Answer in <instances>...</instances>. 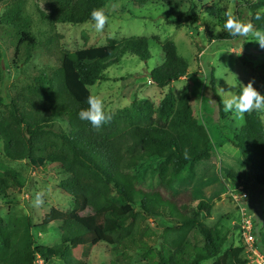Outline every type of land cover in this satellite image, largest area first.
Listing matches in <instances>:
<instances>
[{"label": "trees", "instance_id": "trees-1", "mask_svg": "<svg viewBox=\"0 0 264 264\" xmlns=\"http://www.w3.org/2000/svg\"><path fill=\"white\" fill-rule=\"evenodd\" d=\"M4 1L0 0V4ZM116 1L47 0L44 7L37 5V10L41 20L54 28L58 23L90 21L93 9L103 8L107 13L109 3ZM123 1L140 9L148 4L159 5L167 23L186 24L197 42L196 24L201 19L197 1ZM26 3L27 0H14L0 17V26H5L15 39V56L20 63L30 62L39 46ZM261 10H264V0H251L236 13L240 19L248 13V23L253 24L254 29H264V11ZM257 11H261L260 20L254 18ZM205 12L218 18L221 10L207 6ZM149 44L147 37L130 36L121 40L110 38L105 44L75 51L59 47L58 66L39 70L33 82L18 89L10 101L3 95L0 75L3 154L13 160L26 161L35 169L48 165L57 167L67 175L58 186L74 201L70 210L52 207L41 224L29 223L32 230L36 227L42 233L48 232L51 223L58 224L61 241L53 246H36L34 240L27 239V233L10 229L0 218V264L49 263L53 259L60 264H88L93 246H105L123 257L128 255V250L141 249L151 264H202L210 259H214L212 264H248L246 247L234 246L223 251L228 233L220 224L210 226L204 220L203 213L206 216L212 213V201L200 198L197 205H193L194 200L185 194L171 196L168 193L183 172L189 170L193 175L196 164L213 159L217 151L207 126L195 115L190 86L186 85L180 93L172 86L189 75V63L180 55L173 40L161 45L164 60L148 73L152 84L168 87L158 105L150 97H135L131 124L120 133L117 132L118 117L113 112H108L112 119L100 129L78 118L80 110L88 107L87 98L93 95L91 87L106 79L105 70L126 55L148 61L152 58ZM56 45L60 46L58 42ZM3 58L0 43V61ZM193 74L200 75V72ZM207 82L224 119L226 113L214 70ZM60 121L66 122L67 127L57 125ZM228 140L249 162L252 179L264 184V121L260 114L246 115L245 123L234 127ZM153 157L160 160L161 187L146 191L138 186V175L131 170ZM222 170L235 188L242 183L241 176L234 170L227 167ZM6 173L7 177L0 180V201L11 203L9 178L18 185L20 182L11 170ZM147 216L163 218L169 223L157 248L151 247L144 238L141 223ZM255 234L263 246L264 229ZM191 236L193 239L189 240ZM200 237L203 244L199 242ZM80 246L85 250L76 258L74 249ZM122 262L126 263L114 260L109 264Z\"/></svg>", "mask_w": 264, "mask_h": 264}, {"label": "rangeland", "instance_id": "rangeland-1", "mask_svg": "<svg viewBox=\"0 0 264 264\" xmlns=\"http://www.w3.org/2000/svg\"><path fill=\"white\" fill-rule=\"evenodd\" d=\"M13 1L6 0L0 4V17ZM46 1L27 0L26 3L27 13L34 22L33 32L39 41L30 62L20 63L17 60L15 39L5 26H0V43L4 54L0 61V75L3 95L7 101H10L18 89L31 84L39 70L58 66L59 47L75 51L86 46L105 44L110 38L121 40L130 36L147 37L150 39L151 59L144 61L135 55H126L120 62L113 63L105 70V80L91 87L92 94L103 101L105 111L117 115V132L120 133L131 124L132 100L135 97L139 99L150 97L158 105L167 92L168 87L160 88L152 84L148 73L164 60L161 45L173 40L180 55L189 63V75L174 82L172 86L175 87L176 93H180L186 85L190 86L195 115L207 126L217 151L213 159L198 162L193 175L189 170L183 172L182 177L168 193L171 196L185 194L187 195L185 197L194 200L193 205H197L200 198L214 203L211 215L206 216L203 213V218L210 226L220 224L228 233L223 251L229 247L244 245L240 233L241 207L253 215L256 233L264 229V184H258L252 179L249 162L228 140L233 128L241 124L232 119L231 113H226V118H222L218 102L207 82L211 71L214 70L215 83L221 98L237 94L249 81H253L254 87L264 94V50L253 42L252 35L229 39L223 30L225 13L230 10L237 16V9L251 0H195L198 3V12L201 13L194 36L197 42L192 38L186 24L176 26L167 23L163 16L164 10L160 9L159 5L157 7L148 4L140 9L123 0L109 3L106 13L108 23L103 32H97L91 21L82 24L58 23L54 28L50 27L41 20L37 10V5L44 7ZM207 6L219 8L221 10L219 17L205 12ZM247 17L248 13L245 12L244 18L239 19L248 23ZM55 41L60 46L56 45ZM196 71L200 72V75L193 74ZM59 124L67 127L66 122H57V125ZM159 163L158 158H146L137 168L131 170L138 175L140 188L146 191L160 189ZM223 167L232 169L241 176L242 183L238 187H234L227 173L222 170ZM7 170L16 174L20 185L9 178L11 187L8 192L12 202L0 201V218L3 219V223L10 229H21L22 233H27V239L34 240L38 247L58 244L61 241L58 224L51 223L48 232L42 233L41 229L36 227L32 230L29 223L32 221L35 225L41 224L42 218L52 207L61 210H70L73 207L72 196L58 186L67 175L50 165L35 169L26 161L10 159L3 154L0 144V180L7 177ZM38 191H45L47 195L44 205L34 208L32 200ZM244 192L248 197H240ZM233 194L239 200L235 199ZM168 224L163 218L147 216L143 220L141 228L145 232L144 238L149 241L151 247H159ZM192 239L191 236L189 240ZM199 242L204 243L202 237L199 238ZM84 250L85 247H77L74 249V256L80 258ZM120 255L114 254L105 246H93L88 264H109L114 260L119 262L125 260L126 263L122 264H151L141 249L128 250L125 257ZM129 257L130 260H126ZM244 260L243 258V262ZM213 261L214 259H210L202 264H212ZM38 264L60 263L53 259L49 263L39 261ZM248 264L254 263L248 259Z\"/></svg>", "mask_w": 264, "mask_h": 264}, {"label": "clouds", "instance_id": "clouds-1", "mask_svg": "<svg viewBox=\"0 0 264 264\" xmlns=\"http://www.w3.org/2000/svg\"><path fill=\"white\" fill-rule=\"evenodd\" d=\"M261 11L255 13L254 18L256 20L262 18ZM108 19L103 8L93 9L90 13V21L97 32L104 31ZM223 30L232 38H246L252 35L254 37L253 42L261 50H264V29H254L253 24L241 21L230 10L225 13ZM221 103L223 104V111L231 113L232 119L238 124L245 123L246 115H251L254 112L260 114V119L264 121V94H261L254 87L253 81L244 84L238 94H230L227 98H222ZM87 104L88 107L81 109L78 114V118L81 121L90 123L95 129H100L105 123L111 121V113L105 111L104 103L98 96L89 95ZM185 158H187V150H185ZM46 195L45 191L36 192L32 200V206L34 208L42 207L45 203Z\"/></svg>", "mask_w": 264, "mask_h": 264}, {"label": "built area", "instance_id": "built-area-1", "mask_svg": "<svg viewBox=\"0 0 264 264\" xmlns=\"http://www.w3.org/2000/svg\"><path fill=\"white\" fill-rule=\"evenodd\" d=\"M233 196L239 200L235 194ZM240 197L246 198L248 194L244 192ZM240 233L244 239L246 257L254 264H264V245H260L259 238L255 234L253 215H250L244 207H241Z\"/></svg>", "mask_w": 264, "mask_h": 264}]
</instances>
